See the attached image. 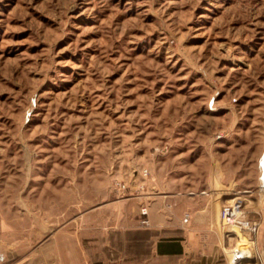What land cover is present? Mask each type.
<instances>
[{
  "label": "rangeland",
  "instance_id": "obj_1",
  "mask_svg": "<svg viewBox=\"0 0 264 264\" xmlns=\"http://www.w3.org/2000/svg\"><path fill=\"white\" fill-rule=\"evenodd\" d=\"M194 191L213 240L157 257L151 208ZM0 218L52 264H264V0H0Z\"/></svg>",
  "mask_w": 264,
  "mask_h": 264
},
{
  "label": "crops",
  "instance_id": "obj_2",
  "mask_svg": "<svg viewBox=\"0 0 264 264\" xmlns=\"http://www.w3.org/2000/svg\"><path fill=\"white\" fill-rule=\"evenodd\" d=\"M173 202L168 212L150 210L154 230L153 251L157 257L181 258L194 256L205 242L212 241L218 223L221 201L205 192H190L168 199ZM264 231V230H263ZM12 226L0 218V264H52L53 240L50 238L9 237ZM263 238V235L259 238ZM221 242V237H216ZM210 245V243H209Z\"/></svg>",
  "mask_w": 264,
  "mask_h": 264
},
{
  "label": "built area",
  "instance_id": "obj_3",
  "mask_svg": "<svg viewBox=\"0 0 264 264\" xmlns=\"http://www.w3.org/2000/svg\"><path fill=\"white\" fill-rule=\"evenodd\" d=\"M144 213H147L144 211ZM221 223L228 228H237L242 233L254 234L259 229V223L246 216L241 208V204L234 202L232 204H224L220 212ZM149 223L147 219L145 221Z\"/></svg>",
  "mask_w": 264,
  "mask_h": 264
},
{
  "label": "bare ground",
  "instance_id": "obj_4",
  "mask_svg": "<svg viewBox=\"0 0 264 264\" xmlns=\"http://www.w3.org/2000/svg\"><path fill=\"white\" fill-rule=\"evenodd\" d=\"M248 253V250H245V249H242V248H236L234 250V253H233V258H232V261L234 264H241L244 259H245V256H248L246 255Z\"/></svg>",
  "mask_w": 264,
  "mask_h": 264
}]
</instances>
